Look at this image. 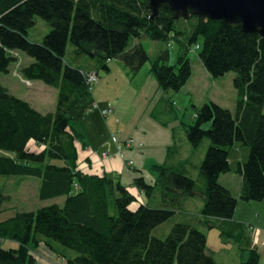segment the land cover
<instances>
[{"label": "trees", "instance_id": "16d2710c", "mask_svg": "<svg viewBox=\"0 0 264 264\" xmlns=\"http://www.w3.org/2000/svg\"><path fill=\"white\" fill-rule=\"evenodd\" d=\"M37 17L51 27L41 43L28 39ZM143 38H172L182 50L177 66L166 65L168 51L151 66L162 91L178 92L186 86L193 75L187 53L196 46L211 77L236 74L238 93L235 113L205 103L195 107V123L185 125L194 150L205 139L210 141L199 179H192L184 166L155 165L153 183L143 176L131 182L144 202L120 180L79 165L77 142L85 144V134L81 120L69 112L91 98L93 85L87 77L97 73L65 61L70 42L75 62L87 57L96 69L109 71V62L119 59L137 73L149 61L139 42ZM16 52L33 59L20 70L26 81H40L58 93L54 112L43 114L0 83V178H38L41 201L64 197L65 202L0 221V243L18 244L16 249L0 246V264H38L34 252L39 236L76 254L62 253L63 264H217L206 252L207 234L194 222L176 223L165 239L153 234L184 213L185 202L192 198L203 202L200 223L217 229L225 242H241L245 226L234 221L239 200L219 179L231 171L229 148L240 143L249 148V156L235 171L242 178L239 199L264 201V40L258 34L194 15L175 19L167 5L152 19L148 0H0V74L10 73ZM85 104L87 111L90 103ZM31 142L38 152L28 149ZM7 201L0 192V215ZM259 262L260 254L251 250L242 264Z\"/></svg>", "mask_w": 264, "mask_h": 264}, {"label": "rangeland", "instance_id": "374dc122", "mask_svg": "<svg viewBox=\"0 0 264 264\" xmlns=\"http://www.w3.org/2000/svg\"><path fill=\"white\" fill-rule=\"evenodd\" d=\"M35 21V26L29 30L28 39L33 43H41L51 27L39 17ZM139 42L148 53L149 61L137 73H133L119 59L109 62V71L96 69L87 57L75 62L74 47L70 42L68 43L65 61L73 66L92 68L98 75L97 82L92 86L91 98L81 107L69 112V117L81 120L80 128L83 129L86 137L85 144L77 142L78 163L82 169L88 170L89 154L90 157L97 158V154L99 155L103 149L115 145L111 141V137L115 136L117 142L121 144L129 139L135 141L131 149L123 146V153L125 151L128 153L127 160L132 161L134 168L142 166L148 183H153L157 177L152 170L155 165L184 166L189 176L198 180L199 166L210 146V141L205 139L201 146L194 150L187 140L185 125L195 123V107H201L205 103L213 102L235 113L238 101V93L234 86L236 74L229 72L217 79L211 77L198 57L200 50L192 46L187 53L193 69L191 79L178 92H164L152 74L151 66L165 51L169 53L166 65L177 66L178 57L182 52L180 45L172 38L168 42L153 41L148 38H143ZM14 56L18 57L17 62L11 67L10 73L0 74V83L10 94L29 102L37 111L43 114L54 112L57 90L40 81H26L20 70L23 66L32 63L33 59L20 52L14 53ZM85 103H90L87 109L91 108V111L85 110ZM104 110H112V114L105 117L102 115ZM140 144L143 145V149L137 150ZM28 149L38 152L40 148L31 142ZM117 155L119 156L118 152ZM248 156L249 148L240 143L229 148V161L233 171L236 170L238 162L241 159L247 161ZM140 161H143L142 164ZM94 162L102 163L100 158ZM52 163L62 165L61 161H52ZM46 164L48 162L44 165L32 164V166L43 167ZM125 168L124 183L131 178V175L139 174L135 171L130 172L127 165ZM39 187L40 179L35 177H1L0 192L8 196L9 201L3 205L0 221L7 220L16 212H30L54 204L61 206L64 204V197L41 201L38 197ZM190 201L188 208L186 207L188 212L174 215L153 232L154 236L165 239L173 225L180 222H194L199 230L208 233L206 225L200 223L198 219L202 207L199 204L201 200L192 198ZM210 233L208 249L210 253L215 254L224 240L217 229L210 230ZM38 238L41 242L34 252L38 264H63L62 253L69 257L76 256L73 251L65 249L51 239L42 236ZM47 244L54 250L49 249ZM0 246L3 249L18 248V244L11 241L2 242ZM227 246L228 250H234V243Z\"/></svg>", "mask_w": 264, "mask_h": 264}, {"label": "crops", "instance_id": "0c3cea01", "mask_svg": "<svg viewBox=\"0 0 264 264\" xmlns=\"http://www.w3.org/2000/svg\"><path fill=\"white\" fill-rule=\"evenodd\" d=\"M112 137H115V136H112ZM112 137H111V141H112ZM85 141H86V137H85ZM142 147L138 146L137 150H142L143 149ZM105 150H109L110 153L112 154V157L106 160L105 162L95 163L94 161H98L101 153ZM125 152L123 153V150H122V157L118 156L117 147L114 145L111 148L109 147V148L103 149L99 153V155L97 154V158L90 157V154H89V157L87 158L88 168H90L89 169L90 171H94V172L97 171L98 173L104 172L107 175L113 177L114 179L120 180L124 185L128 187L129 191L132 194H134L139 201L144 202L145 200L143 196L141 195V193L136 188L131 186L132 178L134 177L137 178L139 177V175L144 177L142 166H139L141 168L133 167L132 170L127 168L130 172L135 171L139 174L135 176L131 175V178L129 177L130 179L126 183H124V180H125L124 176L126 177V174H125L126 164L125 163L128 162L127 159L129 156L128 153H125ZM100 161H101V158H100ZM141 162L143 161H140V164H142ZM239 162H244V160L241 159V161ZM230 164H231V161H230ZM235 171H233L231 167V171L227 174L221 175L219 181L221 185L229 189L230 192L233 194V196L239 200L237 209L235 212V216H234V221L237 223H241L243 226H245L244 235H246V237L243 236L245 237V239L242 238L240 243L238 244L234 243V247H233L234 250L232 251L228 250L227 245L233 244V242L222 241L219 251H217L214 254V253H210L208 249V241L211 235L210 230H208L209 232L206 233L207 234V251L206 252L209 256H212L214 258L217 264H242L248 259L249 251L256 250L260 254L259 264H264V247L261 244V242L264 239V201L263 202H249V203L244 202L242 203V201L239 199L242 178L238 174H236ZM190 202H191L190 199H188L185 202V205H184L185 212L189 211L186 209V207L188 208V204H190ZM199 204L203 206L202 201H200ZM241 204H245V205H241ZM137 206H138L137 203L132 205L133 208H136ZM236 245L237 247H235ZM245 253H247L246 256H245Z\"/></svg>", "mask_w": 264, "mask_h": 264}, {"label": "water", "instance_id": "95a60500", "mask_svg": "<svg viewBox=\"0 0 264 264\" xmlns=\"http://www.w3.org/2000/svg\"><path fill=\"white\" fill-rule=\"evenodd\" d=\"M152 19L167 5L175 19H200L239 24L243 31L264 40V0H148Z\"/></svg>", "mask_w": 264, "mask_h": 264}, {"label": "built area", "instance_id": "2783aa9c", "mask_svg": "<svg viewBox=\"0 0 264 264\" xmlns=\"http://www.w3.org/2000/svg\"><path fill=\"white\" fill-rule=\"evenodd\" d=\"M87 82L89 83V85L92 86L93 83L97 82V75L93 74V73L88 75ZM88 111H91V108ZM102 113H103L102 115L106 117V116H109L112 113V111L111 110H104ZM112 142L116 145L117 152H118L119 156H121V157H122V150H123L124 147H127V148L131 149L133 147V145L135 144V141L133 139H129L128 141H125L123 144L118 143L115 137H112ZM139 146H142V144H140ZM111 157H112V154L110 153L109 150L103 151L101 153V155H100V158H101L102 162H105L106 160L110 159ZM126 165H127V167L129 169H131V167H133L132 161L127 162ZM261 244L264 247V239L261 242Z\"/></svg>", "mask_w": 264, "mask_h": 264}]
</instances>
